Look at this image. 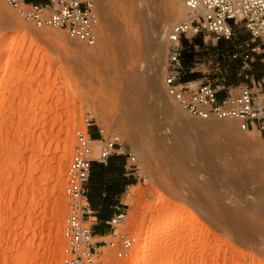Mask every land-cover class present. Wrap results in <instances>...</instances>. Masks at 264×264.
<instances>
[{
  "label": "rangeland",
  "instance_id": "rangeland-1",
  "mask_svg": "<svg viewBox=\"0 0 264 264\" xmlns=\"http://www.w3.org/2000/svg\"><path fill=\"white\" fill-rule=\"evenodd\" d=\"M173 1L95 0L98 42L86 46L0 0V264H61L64 172L84 116L138 160L117 226L135 242L107 264H264V136L166 97L165 28L154 24ZM247 38L241 27L231 41L183 38L192 64L181 72L226 79ZM157 196L165 201L150 212Z\"/></svg>",
  "mask_w": 264,
  "mask_h": 264
},
{
  "label": "built area",
  "instance_id": "built-area-1",
  "mask_svg": "<svg viewBox=\"0 0 264 264\" xmlns=\"http://www.w3.org/2000/svg\"><path fill=\"white\" fill-rule=\"evenodd\" d=\"M15 14L39 30H57L67 38L93 46L97 41L99 15L95 0H46L43 4L24 0H3ZM183 15L166 34V59L162 84L166 94L181 110L200 119H233L241 131L264 133V100L260 91L247 84L197 85L182 79V39L212 36L231 41L241 27L248 35L231 58L240 59V70L247 71L254 55L264 56V0H183ZM222 96L218 97V93ZM90 116H84L74 132V145L64 172L61 264H107V257L125 259L135 237L117 226L124 223L126 211L117 210L106 222L109 231L96 235L90 225L92 211L87 201V181L93 161L105 162L120 152L126 158L125 171L138 177L135 152L96 126L93 140Z\"/></svg>",
  "mask_w": 264,
  "mask_h": 264
},
{
  "label": "crops",
  "instance_id": "crops-1",
  "mask_svg": "<svg viewBox=\"0 0 264 264\" xmlns=\"http://www.w3.org/2000/svg\"><path fill=\"white\" fill-rule=\"evenodd\" d=\"M46 0L30 1V3L43 4ZM236 47L231 50V54L236 51ZM230 54V55H231ZM229 74L225 78L218 79L214 84L233 85L247 84L257 88L264 100V56L254 55L247 71H241L240 59L231 58ZM192 63H185L183 67L188 68ZM189 70V69H188ZM191 71V70H189ZM195 72H182V79L195 85L201 83ZM222 92L218 93V97ZM264 136L263 134H260ZM90 136L93 140L99 138L95 126L90 129ZM126 158L120 152L107 158L105 162L93 161L90 175L87 181V201L92 211L90 225L96 235H105L109 231L106 223L117 210H125L126 194L135 180L132 175L125 171Z\"/></svg>",
  "mask_w": 264,
  "mask_h": 264
},
{
  "label": "bare ground",
  "instance_id": "bare-ground-1",
  "mask_svg": "<svg viewBox=\"0 0 264 264\" xmlns=\"http://www.w3.org/2000/svg\"><path fill=\"white\" fill-rule=\"evenodd\" d=\"M153 1H160V0H153ZM180 1L181 0H174L173 1V3L170 5V7L168 8V12L163 16V17H161L160 19H158L159 21L156 23V24H154V25H156V28H165V32H163V37H165V39H166V34H167V31L169 30V28L173 25V24H175L178 20H180L181 19V17H182V15H183V12H182V15H181V12H180V6H179V3H180ZM156 4V3H155ZM154 6V5H153ZM154 7H157V6H154ZM7 8V7H6ZM153 9V8H152ZM151 9V10H152ZM182 9H183V7H182ZM8 10V9H7ZM147 10V9H146ZM98 12V11H97ZM152 12V11H151ZM99 15V14H98ZM151 15H153V14H151ZM158 15V14H157ZM181 15V16H180ZM100 17V16H99ZM152 17V16H151ZM157 18V17H156ZM156 20V19H155ZM157 21V20H156ZM163 30V29H162ZM49 31V30H48ZM51 31H57V30H51ZM164 31V30H163ZM58 32V31H57ZM7 42L8 41H3V44H7ZM76 42H78V41H76ZM98 42V41H97ZM96 42V43H97ZM9 44V43H8ZM5 46V45H4ZM94 46V45H93ZM165 48H166V44H165ZM159 49H158V47H157V49H156V52L158 51ZM83 52V51H82ZM165 53H166V49H165ZM88 54H90L91 55V53H88ZM160 54V53H159ZM86 55H87V53H86ZM166 55V54H165ZM154 61H156V59L154 60ZM166 65V64H165ZM155 74H154V77L152 78V81L153 80H156V78H157V73H158V69L156 68V71L154 72ZM162 83V82H161ZM190 85H192L191 83H190ZM162 87H163V89H164V86H163V84H162ZM160 91H161V89H160V87H154L153 88V93L155 94V97H156V99L157 100H159V98H161V95H160ZM164 92H165V89H164ZM165 95H166V97L167 98H169V100L171 101V99H170V97L166 94V92H165ZM160 102H161V99H160ZM171 102H173V101H171ZM174 103V102H173ZM159 107H161V106H159ZM164 107V106H163ZM162 108V107H161ZM159 109V108H158ZM187 114V113H186ZM190 116V115H189ZM200 119V118H199ZM209 120L210 119H213V118H208ZM201 120H207V119H201ZM222 120H233V119H222ZM235 121V120H234ZM236 122V124H237V127H238V123H237V121H235ZM238 129H239V127H238ZM240 130V129H239ZM245 132H248V131H245ZM189 152V151H188ZM190 154V153H189ZM186 159H187V157H185ZM184 158V159H185ZM187 161V160H186ZM131 194L133 195V194H135L134 193V190H131ZM136 195V194H135ZM165 201V199L162 197V196H157V197H154V199H152V201L148 204V206H147V208L149 209V211L150 212H154L157 208H158V206L161 204V203H163ZM122 225V224H121ZM139 245V246H138ZM138 245H136L137 246V248H136V251H138L137 249L141 246L142 247V243L141 244H138ZM135 252V251H134Z\"/></svg>",
  "mask_w": 264,
  "mask_h": 264
},
{
  "label": "trees",
  "instance_id": "trees-1",
  "mask_svg": "<svg viewBox=\"0 0 264 264\" xmlns=\"http://www.w3.org/2000/svg\"><path fill=\"white\" fill-rule=\"evenodd\" d=\"M25 2H30V1H38V0H24ZM181 62H182V67L184 66V64L186 63L184 60V53L182 52V56H181ZM91 169V168H90ZM90 175V174H89Z\"/></svg>",
  "mask_w": 264,
  "mask_h": 264
}]
</instances>
